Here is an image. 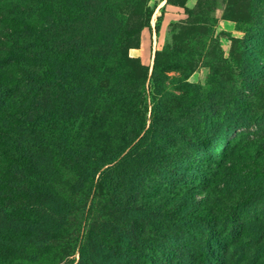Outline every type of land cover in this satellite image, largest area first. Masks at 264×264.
I'll return each mask as SVG.
<instances>
[{
	"label": "rangeland",
	"instance_id": "obj_1",
	"mask_svg": "<svg viewBox=\"0 0 264 264\" xmlns=\"http://www.w3.org/2000/svg\"><path fill=\"white\" fill-rule=\"evenodd\" d=\"M17 49L22 59L10 53ZM122 53L131 58L125 84L104 83L103 95L102 67L112 72ZM71 82L83 94L71 98ZM132 120L136 128H128ZM146 129L159 155L145 168L121 166L122 174L131 170L127 199H137L129 207L167 209L191 193L206 196V222L216 231L227 227L225 239L232 226L255 220L264 226V0H0V199L12 194L25 208L15 221L0 213V264H32L39 240L60 245L80 237L82 221L72 223L69 202L83 190L84 162L66 148L89 150L92 162L109 157L115 132ZM186 160L199 165L197 172L173 178V162ZM101 168H92L94 178ZM101 211L96 234L110 225ZM230 212L235 220L226 218ZM194 226L176 228L172 241L142 244L130 235L117 240L119 257L101 250L93 264H264V239L227 240L210 251ZM78 260L75 253L57 262Z\"/></svg>",
	"mask_w": 264,
	"mask_h": 264
},
{
	"label": "trees",
	"instance_id": "obj_2",
	"mask_svg": "<svg viewBox=\"0 0 264 264\" xmlns=\"http://www.w3.org/2000/svg\"><path fill=\"white\" fill-rule=\"evenodd\" d=\"M179 6L183 7L184 3L179 4ZM151 12L152 11L149 10L147 19L140 22V30L146 26L144 23L150 19L152 14ZM122 45L123 43L120 44V47H122ZM10 53L16 54L17 58L22 59L25 52H23L21 49H17L12 50ZM156 55L158 56V53ZM35 56L37 58L39 57V59L43 57V55L39 53H36ZM157 56L154 57L153 71L150 77L154 85L158 84L155 78V75L157 74V68H159L157 64ZM51 59L53 62L58 61L59 58L56 52H53ZM128 61H131V58L125 55V53H122L114 58L115 68L112 70V72L109 73V69L106 66H101L103 73L100 75L101 78H98L100 79L98 80L99 91H101L100 93L105 95L104 92L107 91V84L104 85V83L115 86L117 89L125 84L124 68ZM52 76L53 79H56V82L59 84V78H57L55 75ZM66 86L71 98L77 96V94H83V90L78 87V83L76 82H71ZM137 105L138 104L136 103L134 112L139 114V107H137ZM100 108H105V105L102 104ZM10 122L12 124L10 119L5 121L7 125H9ZM16 125H20L21 127L23 126V124ZM234 127V124H230L227 130L231 131L234 129ZM128 128H136V123H133L132 120ZM11 129L13 131H17V134L28 132L23 128ZM150 133L151 132L148 131V129L142 132L128 130L122 134L115 132L113 136L115 144L109 149L111 150V152H109V157L103 156L101 158V156H99L97 157L96 161L93 160L92 162H90V159H88L89 150H86L83 153H73L72 150H67L66 148L65 151H67V153H71L75 156H81L83 158L82 161L84 162V166L80 171V173H83V190L78 191L69 202V209H71V212L69 213H71V215L73 214L72 223L74 222V225H76L77 220L80 218V224L82 221V232L80 237H77L74 240L71 238L64 240L63 242H60V245L58 242H55V240L52 239H43L37 241L34 243V247L37 249V251L34 259L32 260V264H59L57 259H66L75 253L79 254V260L76 264H85L87 261H91L89 263L93 264V255L97 254L98 251L101 250L104 251L109 257H119L120 252L118 249L117 240H122L132 235V238L135 241L138 239L142 242V244L144 241L146 242L152 239H168L169 241H172L176 237V228L188 223H193L195 225L194 229H196L200 234V240L202 243L207 245V249L210 251H213L216 248H221L222 242L227 240L230 242H236L242 239L247 241L248 239H253L256 237H258L260 240L264 239V226L261 223L262 221L258 220L240 227L232 226L229 235L227 234V239H225L224 236L222 237V234H225L227 231H229V229L226 227L216 231L215 226L211 227L209 224H207L206 218L208 216L203 215L202 210L207 204L206 196L197 198L190 193V196H184L185 199H182V204L176 203L167 209L165 207L157 206H152L151 208L147 206L129 207V205H136L137 203V199L128 201L127 195L124 191V183H126L127 178L126 175L130 173L131 170L128 169L124 171V174H122L120 168L122 165L126 166V163H133L135 166L143 165L145 168L146 164H151L153 162V159L159 155V148L156 146V143ZM190 146L195 148L197 151H203L202 146ZM168 148L170 149L171 153L175 151L174 145L169 146ZM205 154L206 152L203 155ZM165 158L166 156L163 155L161 159ZM105 159L108 160V162L103 164L105 161H101ZM120 160H124L125 162L119 165L120 167L113 169H108L109 166L106 168L104 167L113 162H119ZM178 161H180V159ZM202 163H204V161H202ZM189 164V160H186L182 164L173 162V168L176 169L173 178L176 179L178 175L181 174V172L184 173V175L189 174V172L192 174L196 173L197 171L195 170H197L199 165L191 166L190 164V169ZM96 165H101L102 170H100L97 177L94 178L95 171L94 174H92V168ZM184 165H188V167H183ZM236 174L237 172H234V175ZM251 178L253 179V176H251ZM0 200V213L5 215V217H9L13 221H15L17 216L25 210L21 204L18 206L14 204L15 199L13 198L12 194L5 195L4 199ZM101 208L104 224L110 225L108 227L103 226L102 233L96 234L97 227L94 223L95 214L98 213L99 209ZM189 209L191 212H193V214L190 216L187 212ZM226 218L228 220H235V212H230L227 214ZM132 228L134 230L133 232H131ZM103 243H106L107 246H103ZM208 253L212 252L208 251ZM70 261H72V259ZM194 262L195 264H201L200 259L195 260ZM72 264H74V262Z\"/></svg>",
	"mask_w": 264,
	"mask_h": 264
},
{
	"label": "crops",
	"instance_id": "obj_3",
	"mask_svg": "<svg viewBox=\"0 0 264 264\" xmlns=\"http://www.w3.org/2000/svg\"><path fill=\"white\" fill-rule=\"evenodd\" d=\"M142 38H143L142 46L144 47V45H146L145 42H144V40H145V39H144V36H143Z\"/></svg>",
	"mask_w": 264,
	"mask_h": 264
}]
</instances>
